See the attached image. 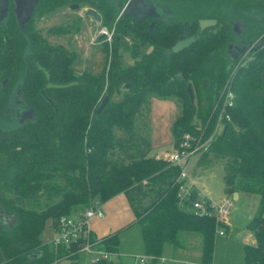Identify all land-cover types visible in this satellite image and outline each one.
Wrapping results in <instances>:
<instances>
[{"label": "trees", "instance_id": "obj_1", "mask_svg": "<svg viewBox=\"0 0 264 264\" xmlns=\"http://www.w3.org/2000/svg\"><path fill=\"white\" fill-rule=\"evenodd\" d=\"M71 1L41 0L36 12L40 18ZM162 1L171 11L139 19L120 15L127 0L85 1L101 14L102 26L112 30L111 42L102 47L108 59L99 72H77L76 53L50 43L34 19L24 29L13 13L0 22V125L13 93L35 111L33 118L0 130V264H51L68 249L43 241L47 221L53 225L63 215L121 192L135 219L101 237L100 247L118 253L120 232L138 224L149 264L159 262L167 243L184 248L182 236L192 233L201 238L202 263L213 264L218 230L227 234L231 225L191 211L196 189L181 199L180 168L147 154L149 137L141 131L136 137L134 121L148 97H175L181 108L173 124L175 143L185 132L207 138L217 123L220 93L229 85L236 100L227 109L231 119L225 121V134L215 136L195 169L221 163L230 200L234 193L260 195L257 212L246 224L254 239L244 242L243 251L244 264H264V47L244 66L229 51L238 33V13L264 9V0ZM202 18L217 23L201 30ZM185 27L196 40L173 52ZM57 28L59 34L69 33ZM126 51L133 63L123 60ZM38 63L51 82L77 83L47 88ZM117 94L121 97L114 99ZM105 96L109 100L98 112ZM91 238L96 236L91 233ZM67 264H83L81 255H71Z\"/></svg>", "mask_w": 264, "mask_h": 264}, {"label": "rangeland", "instance_id": "obj_2", "mask_svg": "<svg viewBox=\"0 0 264 264\" xmlns=\"http://www.w3.org/2000/svg\"><path fill=\"white\" fill-rule=\"evenodd\" d=\"M155 1L161 4L162 8L164 7L163 10L165 12L171 11L170 6L163 4L162 0L161 2ZM89 7L91 6L71 8L67 3L52 12L43 14L34 23L42 35L49 39L50 43L76 53L74 68L77 72L85 68L99 72L103 69L108 59L102 47L105 42L110 43L111 41H109L108 35L100 33L103 27L102 21L96 22L91 16L86 14L85 9ZM165 17L170 19L171 15H165ZM238 20L234 22L237 25L236 29L238 33L234 35L232 42L238 45L239 48L244 46L250 48L248 42L253 40L255 43L264 34V9L262 7H253L241 11L238 13ZM59 26L64 27L66 31L69 30V33L59 34L55 32L59 29L57 28ZM108 31L111 32L112 30L108 28ZM151 49L150 46L143 47V50L146 51H150ZM249 55V52L243 51L237 60V64L243 66L248 64L249 60L252 59L251 57H253V55ZM122 58L127 64L134 62L130 51L124 52ZM125 87L127 85H124L122 90ZM120 97L121 95L117 94L114 99H119ZM21 107V101H17L13 93L2 113L1 131L7 130L16 123H20L17 118V112ZM180 111V103L175 97L166 99L158 98L157 96L148 97L146 104L139 110L134 121L136 137L140 131L144 133L146 138L149 137L147 138L149 139V143L145 145L148 155L154 156L155 154L160 155L161 158H166L167 153L171 151L176 141L173 133V124ZM200 156L192 160L190 164L192 168L191 177L197 179L198 184L205 189L207 194L211 193L212 196H215L213 198L218 199L224 193V167L221 163H216L204 170H200V168L195 169L196 162ZM259 201V194L248 192H240L238 200L231 199L232 227L229 233L217 235L213 264H244L242 239L247 234L252 235L246 228V224L257 212ZM118 213L125 218L132 216V212L127 207L120 208L117 212V218ZM50 226L51 221L48 220L45 230L41 235L43 240L51 237ZM189 235V239L192 240L193 245L196 244L198 239L199 242L201 241L200 236L197 234L192 233ZM253 239L252 237V239L246 242H252ZM171 246L172 244L167 243V247L172 249ZM119 249L124 253L131 251L132 255L142 254L143 239L141 228L138 224H134L120 232ZM86 259L82 260L83 264H87Z\"/></svg>", "mask_w": 264, "mask_h": 264}, {"label": "built area", "instance_id": "obj_3", "mask_svg": "<svg viewBox=\"0 0 264 264\" xmlns=\"http://www.w3.org/2000/svg\"><path fill=\"white\" fill-rule=\"evenodd\" d=\"M101 34L108 35L109 41L112 38V31L103 26L100 30ZM236 94L227 86L220 93L218 101L219 114L217 123L212 134L204 138L203 134H193L185 132L181 135L178 141L173 145L171 151L167 153L166 159L175 166L180 168L178 179L183 180L180 187L179 195L181 199L189 198V195L196 189V197L192 199L190 209L196 216H213L217 221L228 222L231 213V200L225 197L221 201H216L208 198L201 189H199L191 177L190 164L192 160L200 156L204 151L208 150L216 135L221 133L225 126V121L231 117L227 109L235 104ZM104 210L102 203L94 201L91 205L85 208H80L77 211L61 216L58 221L51 226L53 232L52 238L45 242L57 249L66 247L67 252L63 256L56 257L51 264H67L71 255L79 254L82 260L86 259L88 264H94L100 260H114L117 264L118 253L106 250L100 247L101 239L96 237L91 238V220L95 217H103ZM219 234H224V229L218 230ZM151 257L148 255L136 256L133 264H149Z\"/></svg>", "mask_w": 264, "mask_h": 264}, {"label": "crops", "instance_id": "obj_4", "mask_svg": "<svg viewBox=\"0 0 264 264\" xmlns=\"http://www.w3.org/2000/svg\"><path fill=\"white\" fill-rule=\"evenodd\" d=\"M81 71L82 70H80L78 72H81ZM154 156L157 158H161L160 155L154 154ZM190 174H191V171H190ZM192 179L194 180L196 186L199 189H201L203 191V193L208 198H211V199L216 200V201H221L227 195L224 191V193L218 199H215V198H213L215 196H212L211 193L207 194L205 192V189L198 184L197 179H195L193 177H192ZM239 197H240V193H237V194L234 193L232 195V199H234V200H238ZM102 206H103V210H104V216L103 217H95L91 220L92 233L96 237L101 238L105 235H108L112 232H115L119 229H122V228L126 227L128 224H130L135 219V215L133 213V210H132L131 206L129 205V202L127 200L126 195L123 192L114 195L113 197L106 200L105 202H102ZM123 207H125V208L127 207L128 210H130L132 212V216L125 218V217H122L121 215H119V213H118V218H117V212L120 210V208H123ZM231 219H232V213H230V216L228 219V223L232 227ZM51 226H52V224H51ZM51 226H50V230H51ZM51 232H52V230H51ZM225 234L226 233L221 234V235H225ZM52 236H53V232H52L51 237H49V239L43 240V241L48 242L52 238ZM189 236H190L189 234H186L183 237L184 244H185L184 248L175 249L173 246H171L172 247V249H171L170 247H167V244H166L164 246L163 255L157 264H203L201 261V254H200L201 253V241L199 242V239H198L196 244L194 243L195 245H193L192 244L193 242H192V240L189 239L190 238ZM249 239H252V235L247 234L245 236V238L242 239L243 245H244V242L249 240ZM215 248H216V245H215ZM131 253H132L131 251L124 253L119 249L118 250V257L116 259L117 264H133L134 258L136 256L144 255V245H143V249L141 252L142 254L132 255ZM87 264H88V262H87Z\"/></svg>", "mask_w": 264, "mask_h": 264}, {"label": "water", "instance_id": "obj_5", "mask_svg": "<svg viewBox=\"0 0 264 264\" xmlns=\"http://www.w3.org/2000/svg\"><path fill=\"white\" fill-rule=\"evenodd\" d=\"M22 1L23 2H25V1L31 2V0H21V1L20 0H16L15 14H16V17L18 18V22H19L20 28L24 29V24L30 18L32 10L34 9V6H35L37 0H32L27 13H25L23 11V9H22V5H21ZM141 6L142 7L144 6L143 10H141L139 8ZM154 7H155L154 4H152V2L150 0H143L142 3L140 1H137V0H130L123 7V16L124 17L134 16V17H136L138 19L139 18H146V17H150V16H153V17L161 16L163 14V12L159 11L160 12L159 13L156 10V8H154ZM137 9H139V10H137ZM158 9H159V7H158ZM150 10H152V11H150ZM87 12L96 22H100L101 21V15L94 8L87 9ZM23 14H28V16L24 17V19H21V16ZM216 23H217V19H215V18H202V19H199V25H200V29L201 30H204L206 27L213 26ZM154 24H155V20L152 21V23L150 25V29L153 28ZM195 40H196V35H189L188 28L185 27L183 35H182V38L180 40H178L172 46V51L173 52H178L180 50H183L184 48H186L189 45H191V43H193ZM262 47H264V35L258 41L255 42V45L253 46V49L258 51ZM245 49H246V46H244L242 48H239V50L241 52L244 51ZM231 54H232L233 59H237V56L234 53L231 52ZM54 58L56 60L59 59L58 53L54 54ZM38 68L41 69L45 73V75H46V77L48 79V83L46 85L47 88H50V87L63 88V87H68V86H71V85L77 83L76 81H71V82H68V83H53V82H51L49 80V78H50L49 71L45 67L40 65L39 63H38ZM178 78H180V77L178 76ZM263 79H264V73H263ZM128 86H129V84L127 85V87ZM188 91L190 93L191 99H193L194 96H193V93L191 91V86L190 85H188ZM18 92H19V90H18ZM108 100H109V97L105 96L104 99L102 100L101 105L97 109L98 112H100L105 107V105L107 104ZM17 101H19V100H17ZM34 116H35V111L33 110V108L28 107L26 105H25V107L22 110H19L17 112V118L19 119L20 123H23L26 119L33 118ZM225 131H226V127H224V129H223V134H225Z\"/></svg>", "mask_w": 264, "mask_h": 264}, {"label": "flooded vegetation", "instance_id": "obj_6", "mask_svg": "<svg viewBox=\"0 0 264 264\" xmlns=\"http://www.w3.org/2000/svg\"><path fill=\"white\" fill-rule=\"evenodd\" d=\"M21 1V0H20ZM40 1L41 0H37L36 1V4H35V6H34V9L32 10V13H31V16H30V18L25 22V24L27 23V22H29L30 20H32V19H34L35 21H37L38 19H39V16H38V14H37V12H36V8H37V5L40 3ZM85 1H88V0H77V1H74V0H72L70 3H68L69 4V6L71 7V8H80V7H83V6H87L85 3ZM128 1H130V0H127V2L122 6V9H121V12H120V15H122L123 16V7L128 3ZM137 1H140L141 3L143 2V0H137ZM151 2H152V4H154V8H156V10L159 12H165L164 10H163V8L161 7V4H159L158 2H156L155 0H150ZM31 2H32V0H31ZM31 2H27V1H25V2H21V5H22V9H23V11L25 12V13H27V11H28V9H29V6H30V4H31ZM121 3V2H120ZM119 3V4H120ZM15 6H16V0H0V22H4L5 20H8V18L10 17V14L11 13H13L14 14V16H15V18H16V20H17V22H18V18L16 17V14H15ZM158 7H159V9H158ZM89 8H92V7H89ZM89 8H86L85 9V12H86V14L87 15H89L88 14V12H87V9H89ZM141 10H143L144 9V6L142 7H139ZM137 10H139V9H137ZM136 10V11H137ZM154 10V9H153ZM149 11V10H148ZM150 11H152V10H150ZM159 12V13H160ZM100 14V13H99ZM101 15V14H100ZM28 16V14H23L22 16H21V19H24V17H27ZM90 16V15H89ZM129 17H133V18H136V17H134V16H129ZM153 16H150V17H147V18H152ZM136 19H138V18H136ZM101 21H102V17H101ZM100 21V22H101ZM24 24V25H25ZM18 25H19V22H18ZM236 26V25H235ZM107 28V27H106ZM108 29V28H107ZM264 35V34H263ZM248 45L250 46V48H246L245 50H244V52H249V54L250 55H253V52H255L256 50H254L253 49V46L255 45V43H254V41H252V40H250L249 42H248ZM232 46V47H231ZM242 48V47H241ZM263 48V47H262ZM229 51L230 52H232V53H234L236 56H237V59H235V60H238V58H239V56H240V54L243 52H241L240 50H239V47H238V45H236V44H234L233 42H231L230 44H229ZM234 51V52H233ZM249 55V56H250ZM251 58H253V57H251ZM240 61V60H239ZM249 61H251V59L249 60ZM25 107V105L24 104H22V107H21V109L20 110H22L23 108Z\"/></svg>", "mask_w": 264, "mask_h": 264}]
</instances>
